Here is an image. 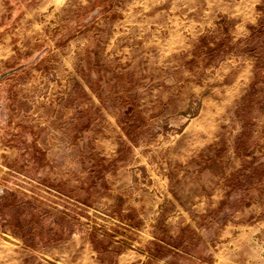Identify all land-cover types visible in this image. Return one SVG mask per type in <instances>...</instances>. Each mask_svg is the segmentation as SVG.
<instances>
[{
    "label": "rangeland",
    "instance_id": "374dc122",
    "mask_svg": "<svg viewBox=\"0 0 264 264\" xmlns=\"http://www.w3.org/2000/svg\"><path fill=\"white\" fill-rule=\"evenodd\" d=\"M0 264H264V0H0Z\"/></svg>",
    "mask_w": 264,
    "mask_h": 264
}]
</instances>
